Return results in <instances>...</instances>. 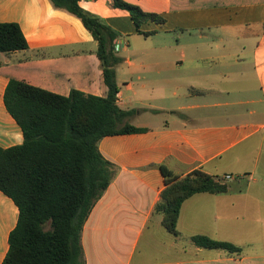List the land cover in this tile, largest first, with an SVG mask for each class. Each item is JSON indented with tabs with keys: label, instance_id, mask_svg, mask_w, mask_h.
<instances>
[{
	"label": "crops",
	"instance_id": "1",
	"mask_svg": "<svg viewBox=\"0 0 264 264\" xmlns=\"http://www.w3.org/2000/svg\"><path fill=\"white\" fill-rule=\"evenodd\" d=\"M123 1L165 18L147 22L144 32L191 36L161 48L146 41L132 51L145 36L129 12L113 0L80 1L118 34V106L131 112L126 123L147 130L99 142L118 172L84 226V264H264V0ZM0 23L18 24L29 46L0 53L1 148L24 143L4 102L11 80L61 96H107L98 43L78 17L50 0H0ZM160 164L180 177L196 170L222 180L231 175L237 185L187 200L174 236L156 212L166 183L151 166ZM18 219L17 206L0 191V264ZM196 235L242 252L198 247Z\"/></svg>",
	"mask_w": 264,
	"mask_h": 264
},
{
	"label": "trees",
	"instance_id": "2",
	"mask_svg": "<svg viewBox=\"0 0 264 264\" xmlns=\"http://www.w3.org/2000/svg\"><path fill=\"white\" fill-rule=\"evenodd\" d=\"M56 9L78 17L98 43L97 56L103 65L106 97L73 90L61 96L11 80L4 102L21 127L24 143L0 147V191L19 210L16 228L9 237V251L2 264H84L82 233L96 204L107 191L118 168L99 149L105 137L147 131L126 123L131 112L118 106L119 86L116 67L122 62L115 51L118 34L101 18L84 10L81 0H50ZM113 7L129 12L137 33L150 37L143 25H162L165 18L147 13L123 0ZM29 48L16 23H0V53ZM165 178L156 212L163 227L179 235L178 222L183 204L201 193L225 194L229 184L200 170L180 177L166 165H153ZM205 249L240 253L242 248L204 235L192 237Z\"/></svg>",
	"mask_w": 264,
	"mask_h": 264
},
{
	"label": "rangeland",
	"instance_id": "3",
	"mask_svg": "<svg viewBox=\"0 0 264 264\" xmlns=\"http://www.w3.org/2000/svg\"><path fill=\"white\" fill-rule=\"evenodd\" d=\"M208 35L211 38L217 36L215 31H208ZM184 36L185 37H187V36L189 37L191 35L189 33H185L183 35L182 32L177 31L175 33L162 32V33H159L157 35H153L151 37H147L148 39L146 37H141L137 41H133L131 50L135 51L136 49L140 48L146 41L148 42V44H150V46H153L155 48H161V47H165V46H170L171 44L174 46V44L175 45L177 44L179 37L182 38ZM259 180H262V178H260ZM226 183L229 184V185L230 184L231 185L235 184V182H232V181H226ZM235 185H237V184H235Z\"/></svg>",
	"mask_w": 264,
	"mask_h": 264
},
{
	"label": "built area",
	"instance_id": "4",
	"mask_svg": "<svg viewBox=\"0 0 264 264\" xmlns=\"http://www.w3.org/2000/svg\"><path fill=\"white\" fill-rule=\"evenodd\" d=\"M125 46H126V44H125ZM123 47L124 46L119 41L115 42V51H116V53H119L123 49ZM231 180H233V176H231V175H227L223 179L224 182L231 181Z\"/></svg>",
	"mask_w": 264,
	"mask_h": 264
}]
</instances>
